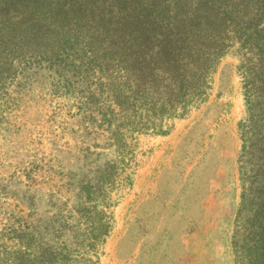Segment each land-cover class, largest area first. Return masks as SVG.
I'll return each instance as SVG.
<instances>
[{
  "label": "rangeland",
  "instance_id": "rangeland-1",
  "mask_svg": "<svg viewBox=\"0 0 264 264\" xmlns=\"http://www.w3.org/2000/svg\"><path fill=\"white\" fill-rule=\"evenodd\" d=\"M246 57L232 40L206 100L159 131L122 130L123 150L82 124L51 71H33L0 125V219L15 211L72 264H237ZM94 208L109 226L100 241L78 213Z\"/></svg>",
  "mask_w": 264,
  "mask_h": 264
},
{
  "label": "trees",
  "instance_id": "trees-1",
  "mask_svg": "<svg viewBox=\"0 0 264 264\" xmlns=\"http://www.w3.org/2000/svg\"><path fill=\"white\" fill-rule=\"evenodd\" d=\"M232 40L250 54L240 66L246 118L234 247L237 264H264V0H0V125L29 75L47 69L57 94L78 96L82 124L105 128L126 149L122 130L159 131L206 100ZM14 212L0 219V264H72L65 247L44 244ZM78 213L89 238L107 234L104 213Z\"/></svg>",
  "mask_w": 264,
  "mask_h": 264
}]
</instances>
